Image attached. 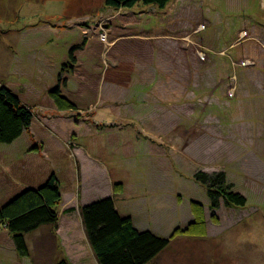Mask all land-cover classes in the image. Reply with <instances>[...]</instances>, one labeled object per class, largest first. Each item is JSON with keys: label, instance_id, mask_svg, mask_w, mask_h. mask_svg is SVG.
<instances>
[{"label": "rangeland", "instance_id": "1", "mask_svg": "<svg viewBox=\"0 0 264 264\" xmlns=\"http://www.w3.org/2000/svg\"><path fill=\"white\" fill-rule=\"evenodd\" d=\"M1 86L35 119L0 144V200L49 170L62 220L26 237L28 257L2 228L0 264H96L81 208L108 197L169 239L150 264H264V0H0ZM198 172L225 173L246 206L212 210Z\"/></svg>", "mask_w": 264, "mask_h": 264}, {"label": "trees", "instance_id": "2", "mask_svg": "<svg viewBox=\"0 0 264 264\" xmlns=\"http://www.w3.org/2000/svg\"><path fill=\"white\" fill-rule=\"evenodd\" d=\"M173 0H105V5L116 10L132 9L139 4L164 10ZM76 48L70 51V68L75 63ZM66 65V66H68ZM50 95L61 109H75V104L61 93L60 84ZM35 116L31 108L13 90L0 87V144L11 145L28 132ZM196 179L207 187L211 209L217 210L220 201L228 206L245 207L247 199L234 192L225 173L198 172ZM117 184V187H121ZM61 202L60 179L54 172L38 187L27 188L5 205L0 206V230L7 229L17 252L28 257L26 237L45 226H57L60 220L58 205ZM199 212L200 203L193 202ZM85 233L98 264H150L168 246L169 239L154 232L141 231L131 216L120 213L112 197L100 198L81 208ZM56 264H70L60 260Z\"/></svg>", "mask_w": 264, "mask_h": 264}, {"label": "crops", "instance_id": "3", "mask_svg": "<svg viewBox=\"0 0 264 264\" xmlns=\"http://www.w3.org/2000/svg\"><path fill=\"white\" fill-rule=\"evenodd\" d=\"M174 1V0H173ZM173 1L169 4V5H171L172 3H173ZM168 5V6H169ZM168 6L164 9V10H167V8H168ZM145 7H148V6H145ZM121 10H123V9H121ZM160 12H162V11H164V10H160V9H158ZM23 137V136H22ZM21 137V138H22ZM21 138L19 139V140H21ZM19 140L18 141H16L15 143H13L12 145H14V144H16L17 142H19ZM33 145H35V144H33ZM29 146V145H28ZM27 146V148L29 149V147ZM46 174V176L45 177H42L41 176V178H39V179H30V177H28L27 176V178H25V179H27L26 181L27 182H25V184H20V182H18V180H16V178L15 177H13V180L11 181L10 180V183H11V187H9L10 189H8L6 192H5V194H4V197L2 198V201H4L5 203L7 202V201H9V200H11V199H13L14 197H16L18 194H20L23 190H25V189H27V188H32V187H38V186H41L42 184H44L46 181H47V179L49 178V176L51 175V174H49V170L45 173ZM31 180V181H30ZM114 200H116V199H114ZM1 200H0V204H1V202H2ZM96 201V200H95ZM3 202V203H4ZM94 202V201H93ZM86 203H88V202H86ZM85 203V204H86ZM0 206H2V205H0ZM116 206H117V208H118V210L120 211V213L121 214H123V215H127V216H130L129 214H126L125 212H124V210H122V207H120V205L119 204H117V201H116ZM68 212V211H67ZM62 220V219H61ZM61 220L59 221V223H58V225L57 226H54V230H56V229H58V227H60V223H61ZM82 220V219H81ZM133 221H134V219H133ZM82 222V221H81ZM134 224H135V222H134ZM82 226H83V229H84V231H85V228H84V225H83V222H82ZM135 226H136V224H135ZM45 227H48V226H45ZM53 227V226H52ZM137 227V226H136ZM56 228V229H55ZM138 228V227H137ZM52 230L53 229H51V230H49V231H51L52 232ZM141 231H144V230H142V229H140ZM86 234V233H85ZM86 238H87V236H85ZM86 243H87V245H88V247L90 248V244H89V242H88V239H87V241H86ZM92 249H90V251H91ZM93 251H91V253H92ZM93 254V256H94V253H92ZM79 257H81V259H79L78 261L79 262H81V264H87L86 263V260L85 259H83V257L82 256H79ZM94 258H95V256H94ZM69 259V257H66V256H63L62 258H61V260H68ZM95 262H96V264H98V262H97V260H96V258H95ZM57 262H55L54 264H56Z\"/></svg>", "mask_w": 264, "mask_h": 264}, {"label": "bare ground", "instance_id": "4", "mask_svg": "<svg viewBox=\"0 0 264 264\" xmlns=\"http://www.w3.org/2000/svg\"><path fill=\"white\" fill-rule=\"evenodd\" d=\"M70 55V54H69ZM62 70V69H61ZM42 228V227H41ZM39 230V229H38Z\"/></svg>", "mask_w": 264, "mask_h": 264}]
</instances>
